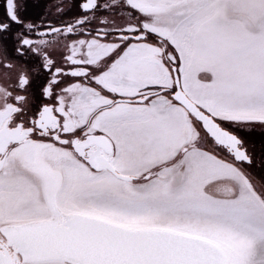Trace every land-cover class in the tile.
<instances>
[{
	"label": "snow or ice",
	"instance_id": "1",
	"mask_svg": "<svg viewBox=\"0 0 264 264\" xmlns=\"http://www.w3.org/2000/svg\"><path fill=\"white\" fill-rule=\"evenodd\" d=\"M113 5L124 23L98 17ZM80 13L37 26L6 0L0 33L23 25L16 51L41 55L50 102L15 122L26 96L0 88V264H264L244 135L264 127V0Z\"/></svg>",
	"mask_w": 264,
	"mask_h": 264
},
{
	"label": "flooded vegetation",
	"instance_id": "2",
	"mask_svg": "<svg viewBox=\"0 0 264 264\" xmlns=\"http://www.w3.org/2000/svg\"><path fill=\"white\" fill-rule=\"evenodd\" d=\"M81 2L82 0H16L22 20L37 26L49 22L56 26L74 23L81 14ZM102 3H111V0H102ZM119 11L120 9L113 5L112 13H98V17L107 15L110 20L114 19L117 24H122L124 19L119 15ZM6 19V0H0V21L6 22ZM91 26H99L98 19L93 21ZM24 31L23 25L12 24L8 31L0 33V88L12 92L13 101L15 95L26 96V104L21 113L15 115V122H20L21 118L27 121L29 117H37L41 107L50 102L42 92L48 80V73L42 66L41 55L33 53L30 49H25L23 54L16 51L17 33ZM51 41L43 51L56 61V66H62L61 49L64 41L56 42L55 37H52ZM22 74L29 77V83L23 92L18 88V78ZM244 135L249 152L254 158L252 167L256 168L255 175L264 183V127L253 126L251 129H245Z\"/></svg>",
	"mask_w": 264,
	"mask_h": 264
},
{
	"label": "rangeland",
	"instance_id": "3",
	"mask_svg": "<svg viewBox=\"0 0 264 264\" xmlns=\"http://www.w3.org/2000/svg\"><path fill=\"white\" fill-rule=\"evenodd\" d=\"M261 163V162H260ZM260 168H262V163H261V165H260ZM256 168H253V167H251V168H249V171H250V173L252 174V176H253V178H254V180L256 181V182H258V183H263V181L261 180V179H259L255 174H256V172L254 171ZM252 171V172H251ZM258 180H260V181H258Z\"/></svg>",
	"mask_w": 264,
	"mask_h": 264
},
{
	"label": "clouds",
	"instance_id": "4",
	"mask_svg": "<svg viewBox=\"0 0 264 264\" xmlns=\"http://www.w3.org/2000/svg\"><path fill=\"white\" fill-rule=\"evenodd\" d=\"M3 99H4L3 97H0V103H3Z\"/></svg>",
	"mask_w": 264,
	"mask_h": 264
}]
</instances>
